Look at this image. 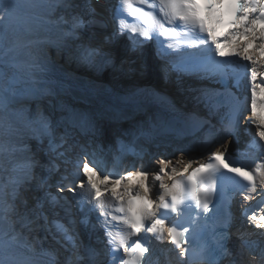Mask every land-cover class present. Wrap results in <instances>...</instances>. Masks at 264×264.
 Returning <instances> with one entry per match:
<instances>
[{
	"label": "snow or ice",
	"instance_id": "6c2138e0",
	"mask_svg": "<svg viewBox=\"0 0 264 264\" xmlns=\"http://www.w3.org/2000/svg\"><path fill=\"white\" fill-rule=\"evenodd\" d=\"M233 3L238 9L233 23H239L243 29L237 30L235 43L240 50L236 56L250 61V66L239 60L217 59L225 54L199 15L196 0H118L112 9L118 28L110 35H103L99 45L81 42L76 46V58L89 65L112 64L115 53L104 48L114 45L126 33L137 34L129 35L133 50L147 40L158 41L166 55L171 54L168 50L195 48V54L187 58L181 55L174 67L223 88V91L192 90L209 117L217 115L221 107L227 108L219 120V128L210 118L182 114L184 127H189L193 120L201 128L208 126L209 134L200 144L204 163L193 167L189 161L179 170L171 160L162 158L155 161L151 170L133 164L125 174H117L108 170L97 145L100 132L96 123L87 113L69 107L63 99L66 90L56 75V60L51 51L55 49L57 55L71 54L70 43L82 40L80 30L86 25L105 28L103 12L108 10V0H96L95 7L88 0L91 19L87 21L79 14L57 17L62 10L76 8L74 0H25L24 3L0 0V158L31 152L28 145L12 140V137L22 138L25 133L38 142L40 151L47 157V163L41 164L32 154L11 168L0 159V264H36L27 254L46 257L47 264H153L154 252L150 238L142 235L145 233L178 249L179 264H194V261L255 264L257 258L259 264H264V247L258 253H249L245 259L247 232L233 233L231 203L227 200L222 203L229 189L244 200L253 199L254 195L264 200V154L253 170L234 160L229 149L230 143L237 142L241 135L253 133L249 127L252 125L255 130L250 147L264 153V71L258 69V65L264 64V56L256 55L257 51L264 52V28L259 29L257 40V30L253 27L264 25V0H233ZM129 17L134 20L130 21ZM22 18H25L21 25L24 37L33 36V25H37L48 26L49 30L57 28L60 39H24L21 43L17 36L9 41V29L20 24ZM97 36L93 33V37ZM239 36L248 38L244 45L240 44ZM253 42L256 47L249 54L245 49ZM121 55L128 57L127 51ZM122 62L135 64L130 58ZM245 79L251 81L247 117L243 115L245 103L238 95ZM125 151L138 155L134 143L125 146L121 142L119 152ZM119 160L118 155L114 164ZM37 167L47 171L49 177L59 175V179L55 184L48 178L41 179L34 173ZM225 169L241 179L229 177ZM18 170L23 171L22 176L15 175ZM165 176L170 184L164 182ZM132 180L139 183L132 185ZM226 180L232 181L230 186L225 185ZM116 185H122L121 191L117 192ZM134 200L139 201L138 207ZM172 213L181 220L187 215V225L171 220L170 226H166L165 221ZM245 215L249 225L264 230V208L259 215L255 212ZM234 235L237 244L232 243ZM85 236L87 242L82 238ZM49 238L51 244L45 248Z\"/></svg>",
	"mask_w": 264,
	"mask_h": 264
},
{
	"label": "bare ground",
	"instance_id": "6f19581e",
	"mask_svg": "<svg viewBox=\"0 0 264 264\" xmlns=\"http://www.w3.org/2000/svg\"><path fill=\"white\" fill-rule=\"evenodd\" d=\"M93 6H96V0H92ZM20 3H24L25 0H19ZM101 2H104V0H101ZM113 2L114 0H108V10H104L103 14L106 18V24L107 26L103 29L93 27L90 29L89 33H86L80 30V34L82 37V40L76 41L74 44L70 43V49L71 54L65 53L64 55H57L55 53V49H52V53L54 56V59L56 60V69L57 72L56 75L59 76L62 80V84L64 89L66 90V93L63 96V99L66 101V103L69 105V107L77 110L87 113V115L96 123V125L99 128L100 136L97 141L98 147L102 150L103 156L105 159V163L107 164L108 170L117 173V174H125L126 170L130 169L133 164L136 165L137 168L141 166V164L148 168L149 170L152 169L153 165L155 164L156 160L166 158L168 160H171L173 164L179 169L183 170V167L189 162L192 161L193 165L195 164V157H194V149H186L185 145L193 143L195 144V137L194 136H188L186 138L185 143L180 144L178 140L175 138V134L168 130H165L162 125H164V122L162 121V124L160 126H155L152 123L151 125H148L145 127V133L143 137L137 138L135 140L134 133L128 128L127 122L125 120V117L132 122H134L138 129L141 127V123L139 122L140 113L142 110L139 109L142 101L145 102V100L141 97L143 93L149 92L148 89L141 92L140 94L134 95L132 92L140 88L144 84H150L155 88V91L158 92L157 96L155 93H151V95L159 99V97L168 99L170 102L171 107L175 111V113L179 114H188L190 111H199L205 110V107L203 104H198L195 99V93L192 91L193 89H200V84H197L195 87L194 81H189L182 83L181 81H178L176 78L175 72H170V69L165 65V59L162 58L164 56L161 49L158 47V44L154 43V45L157 47L152 48L153 43L145 44L141 47H138L137 49L133 50L129 48L128 45H126V41L123 39H119L116 41L114 45L111 46H105L104 50L107 51L109 48L113 50L115 53L114 61L112 64H101L98 63L96 65H89L86 63L80 62L76 58V46L83 43H92L93 45H99L100 41L102 40L103 35H110L113 29H115V25H118V20L114 19V13L112 11L113 8ZM74 3L77 5L76 8L71 10H62L61 12H58L56 15L57 17L59 15H64L66 18H69L70 15L73 14H79L80 16L83 14H88L87 12V5L88 0H74ZM99 10V9H98ZM89 15V14H88ZM25 22V18H22L20 24H14L8 31V39L9 41L16 40L17 36H20L21 43L24 41V39H44L48 38L51 40H59L61 37L60 31L55 28L51 27L50 30L48 26H37L33 25L34 27V35L31 37H24L21 35V25ZM93 33H97V37H93ZM10 46L6 44V47ZM256 47V46H255ZM255 49V48H253ZM253 49H250V51H247L249 54L253 51ZM127 51L128 57H123L121 55L122 52ZM157 55L155 54V52ZM259 54V51L256 53L257 56ZM23 59V55L20 57ZM128 58L130 60L135 61V64H131L129 62H122L127 61ZM61 64V66H60ZM116 66L118 67L122 72L120 77L123 81V87L119 90L120 87H118V83L116 82L117 77L114 79L108 78L105 74L107 71H109L110 75L111 69H113ZM61 67V68H60ZM63 67V69H62ZM57 68L63 70L64 72H60ZM135 69V70H133ZM119 70V71H120ZM87 75L91 81V84L89 87L91 88V91L89 89L85 91L86 96L85 100L79 99L80 97H76V95H71L72 88L76 87L75 82L78 79V76ZM61 75V76H60ZM66 76L64 79L63 76ZM113 75V74H112ZM63 77V78H62ZM85 82L81 79L80 82ZM120 82V80L118 81ZM87 84V82H85ZM114 86H117L118 88H115L113 91ZM111 88V89H109ZM109 89V90H108ZM96 91L97 94L94 96L98 98L97 102L95 99H92L91 95ZM111 90V91H110ZM124 94V96H123ZM130 94V95H129ZM68 95L71 96L70 99L68 98ZM89 95V97H87ZM97 95V96H96ZM132 95V96H131ZM74 96V97H72ZM125 97V102H127L128 106L131 108H127V111L125 113L122 110H116L113 108L118 107L117 104L113 101V98H121ZM68 98V99H67ZM139 100L137 101V99ZM100 99V100H99ZM76 100V101H75ZM118 100V99H117ZM133 101V102H130ZM77 102V103H76ZM80 104H79V103ZM99 102V103H98ZM109 107V111L114 114L116 112L119 116L118 122L111 123L108 117H111L112 114L108 112V115L104 116L101 112L102 110L105 111V107ZM112 108V109H111ZM129 111H135L134 115H130ZM101 112V113H100ZM105 121H104V120ZM213 120V119H212ZM129 123V122H128ZM153 125V126H152ZM207 126V125H205ZM109 127V128H108ZM220 127V126H219ZM113 131L114 135H106V130ZM154 129H156V134L151 135L149 134ZM148 131V132H146ZM252 134L249 135H241L240 139L243 141L245 145L248 144L249 139L251 138ZM30 134L25 133L22 138L19 137H12V140L16 142L17 144H26L31 149V152H23L24 156L22 159H26L27 156L34 154L35 158L41 162V164L47 163V157L44 155L42 151H40V147L38 145V142L35 139L29 138ZM5 140L8 139L7 136L4 137ZM121 142L127 146L131 143H134L137 146V153L138 155L129 154L125 151V153L121 154L119 152V147L121 145ZM151 145V146H150ZM148 147V148H147ZM152 147V148H151ZM150 151V152H149ZM22 153H15L13 156L9 157L5 155L2 159L3 164L7 168H11L14 164V161L17 157H20ZM120 156L119 162L114 164V161H116L117 156ZM142 157V159H141ZM148 157H151L148 158ZM154 159L153 161H151ZM151 161V162H150ZM179 161V163H177ZM16 173L23 175L22 170H18ZM15 173V175H16ZM34 173L36 176L40 177L41 179L44 178L45 171L44 169L37 167L34 169ZM4 175H7V173H4ZM18 176V175H17ZM19 177V176H18ZM50 182L52 184H55V180L50 179ZM165 183H171L165 176L164 178ZM139 181L133 180L131 183L132 185L138 184ZM118 187V186H117ZM122 188V186H121ZM158 184L155 188H153V193L157 191ZM121 191V190H120ZM39 195H43V191L39 193ZM74 211H78L74 209ZM240 214V213H239ZM240 231H245L246 229H239ZM237 229L233 230V233L235 234ZM247 232L252 231L251 229H247ZM257 233V234H256ZM256 233H253V236L262 235L264 237V231H257ZM85 239V237H82ZM233 244H237L238 241L235 240V235L233 236ZM51 244V238H49V241L44 244L45 248H48ZM248 250V247L244 249V257L245 259H248V256H246V252ZM37 251H39V246L37 248ZM255 253H258V251H255ZM32 258L33 261L36 262V264H47V258L41 257L33 254H27ZM24 258V257H21ZM41 258L42 261H38L37 259ZM45 262V263H44Z\"/></svg>",
	"mask_w": 264,
	"mask_h": 264
},
{
	"label": "rangeland",
	"instance_id": "374dc122",
	"mask_svg": "<svg viewBox=\"0 0 264 264\" xmlns=\"http://www.w3.org/2000/svg\"><path fill=\"white\" fill-rule=\"evenodd\" d=\"M58 64H59V62H58ZM58 64H56V65H58ZM60 66H61V64H60ZM113 67H114V68L111 69V73H112L113 75H112V74L110 75L109 71H107V73H106L105 75H106L108 78H112V77H113L114 79L117 77V75H118V77H120V75H122V74H121L122 71H121L118 67H116V66H113ZM60 68H61V67H60ZM57 69H58V70H61V69H59V68H57ZM119 70H120V71H119ZM56 71H57V70H56ZM56 71H55V72H56ZM60 72L63 73L64 71L61 70ZM56 73H57V72H56ZM82 74H84V73H82ZM60 76H61V75H60ZM82 77H86V78H87L86 75H80V76H78V79H77L76 82H75V83H76V84H75L76 87H73V88H72L73 90H72V92H71V95H76L75 99H76L77 97H80L81 99L85 100V97H84V96H86L85 91H87V88L90 90V92H92V91H91V88L87 86V84H86V85H85V84H80V83H85V82H83V81L80 82ZM118 77H117L116 82L119 84L118 87H120V88H119V90H120V89H122V87H123V81H122V78L120 79V78H118ZM62 78H63V77H62ZM62 80H63V79H62ZM119 80H120V82H118ZM79 86H80L82 89L79 88ZM89 86H90V85H89ZM121 86H122V87H121ZM77 87H78L79 89H78ZM84 87H85V88H84ZM118 87H117V86H114L113 91L115 90V88H118ZM83 88H84V89H83ZM80 90H81V92H80ZM92 94H93V93H92ZM123 95H124V94H123ZM96 96H97V95H96ZM70 97H71V96L68 95V98H69V99H70ZM72 97H74V96H72ZM87 97H89V95H87ZM68 98H67V99H68ZM97 98H98V96H97ZM99 100H100V99H99ZM75 101H76V100H75ZM76 103H77V102H76ZM78 103H79V102H78ZM79 104H80V103H79ZM140 114H141V113H140ZM103 120H104V119H103ZM125 120L128 121L129 124H130V125L132 126V128H133V125H134V124L131 122V120L129 121V120H127L126 118H125ZM104 121H105V120H104ZM113 121H114V120H113ZM118 121H119V120H118ZM118 121H114V122H118ZM128 122H127V123H128ZM108 128H109V127H108ZM109 132H110V134H109ZM146 132H148V131H146ZM172 132L174 133V131H172ZM108 134L111 135V136L114 135V137H115V134L113 133V131H111V129H110L109 131L106 130V135L109 136ZM150 134H151V135H155V134H156V129H154L152 132H150ZM142 137H143V136H142ZM150 146H151V145H150ZM147 148H148V147H147ZM151 148H152V147H151ZM149 152H150V151H149ZM148 158L151 159V157H148ZM153 160H154V159H152L151 161H153ZM151 161H150V162H151Z\"/></svg>",
	"mask_w": 264,
	"mask_h": 264
},
{
	"label": "water",
	"instance_id": "95a60500",
	"mask_svg": "<svg viewBox=\"0 0 264 264\" xmlns=\"http://www.w3.org/2000/svg\"><path fill=\"white\" fill-rule=\"evenodd\" d=\"M90 19V17H88V18H85V20L87 21V20H89ZM88 26L86 25L85 27H84V31H87L88 30ZM87 86L89 87V83H87ZM84 89V88H83ZM88 90V89H87ZM80 92H81V90H80ZM91 97H92V99H95L96 100V102H97V97H95L94 95H91ZM79 99H81V98H78V101H79ZM99 103V102H98ZM115 104H117L118 105V108L119 109H123V107H122V104H120V103H118V102H116ZM161 108V107H160ZM165 110L166 111V113L168 114L169 113V111H168V109H167V107L166 106H163L162 108H161V110ZM159 110V107L158 106H153L152 105V107H150V109H148V111H144L143 113H142V120L144 121V123H145V125L146 126H148V125H151L152 123H157V124H153V125H155V126H160L161 124H162V120H161V118L159 117V115L158 114H154V113H156L157 111ZM102 113H103V115L104 116H106V115H108V112L105 110V111H101ZM100 112V113H101ZM108 119L110 120V122L111 123H114L113 121H112V118L111 117H108ZM127 126H128V128H130V130L134 133V136L135 137H138V133L132 128V126L129 124V123H127ZM162 127H163V125H162Z\"/></svg>",
	"mask_w": 264,
	"mask_h": 264
}]
</instances>
